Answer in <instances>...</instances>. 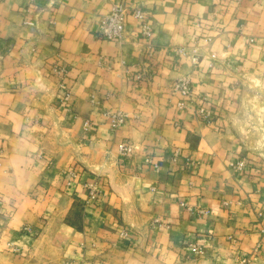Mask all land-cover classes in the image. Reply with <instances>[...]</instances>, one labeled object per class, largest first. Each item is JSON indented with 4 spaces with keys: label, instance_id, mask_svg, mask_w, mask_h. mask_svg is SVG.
Masks as SVG:
<instances>
[{
    "label": "crops",
    "instance_id": "crops-1",
    "mask_svg": "<svg viewBox=\"0 0 264 264\" xmlns=\"http://www.w3.org/2000/svg\"><path fill=\"white\" fill-rule=\"evenodd\" d=\"M125 1L0 0V264H264V0Z\"/></svg>",
    "mask_w": 264,
    "mask_h": 264
},
{
    "label": "built area",
    "instance_id": "built-area-1",
    "mask_svg": "<svg viewBox=\"0 0 264 264\" xmlns=\"http://www.w3.org/2000/svg\"><path fill=\"white\" fill-rule=\"evenodd\" d=\"M136 16L140 19L144 20V14L141 10L136 11ZM129 25V5L125 0H110V7L109 9L101 16L98 26V33L103 36L104 38L108 40H116L120 41L123 39V37L126 34L127 28ZM142 34L149 38L151 37V27L150 24L144 20V24L142 26ZM208 40H212V37H208ZM175 52L178 55H183L186 52V49L184 47H176ZM53 71L57 74L63 75L65 73L64 68H54ZM138 79L144 78V72L139 71L137 75ZM173 89L176 93L180 94L182 96V99H180L177 103L178 107L185 108L186 103L184 99H195V93L192 87V84L188 78H182L177 79L173 84ZM69 98V95H67V99ZM197 114L207 123H214V115L212 114L211 110H209L208 107L201 104L196 109ZM108 116L111 121V125L113 130L117 131L119 130L122 125L125 123L126 115L124 112L118 110L115 112L108 113ZM120 151L122 156L128 157L133 154L134 151V145L132 143L126 142L122 143L120 145ZM175 154H178V150ZM148 162H152V159H148ZM162 165V163H154V166L156 168H159ZM231 167L239 170L240 172H248L250 170V166L245 160H234L231 162ZM69 175L71 177H77V173L75 171H70ZM88 189V196L89 199H94L97 197L98 193V185L96 183H88L87 184ZM193 212H195L199 216H206L210 214V211L207 209L199 208V209H192ZM153 225L156 227H169L167 223L162 221L160 218H155L153 220ZM24 230L28 233H35L34 229L26 225L24 227ZM125 230L123 231V234H125ZM191 252L195 256H201L204 255L205 250L204 248L199 245L198 243H191L190 244ZM243 264H251L248 263L246 260L242 261Z\"/></svg>",
    "mask_w": 264,
    "mask_h": 264
}]
</instances>
